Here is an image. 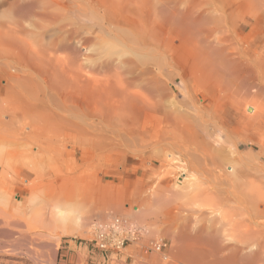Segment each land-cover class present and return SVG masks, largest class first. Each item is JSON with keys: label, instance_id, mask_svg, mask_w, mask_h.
<instances>
[{"label": "bare ground", "instance_id": "obj_1", "mask_svg": "<svg viewBox=\"0 0 264 264\" xmlns=\"http://www.w3.org/2000/svg\"><path fill=\"white\" fill-rule=\"evenodd\" d=\"M70 1L76 4L74 20L70 19L69 13L66 16L58 13L60 8L67 11ZM247 2L255 15L253 18L264 10V0ZM5 5L10 13L0 20H12L0 25V81L3 83L0 86V179L5 182L11 166L3 147L10 143L20 145L25 128L29 130L28 143L40 147V141L35 137L42 136V132L70 131L88 136L89 132L82 127L83 119L90 123L93 131H98L102 123L111 130L129 128L122 121L124 115L135 117L138 113L144 119L145 116L153 118L159 104L156 99L164 92L168 25L178 26L184 41L194 44L198 53L194 55L195 62L209 79L213 77L214 81L222 83L232 99L264 97L263 58L253 55L251 66L241 71L234 70L230 61L223 58L225 40L221 29H200L190 8L180 16L176 6L168 8L166 0H2L0 9ZM118 15L134 20L120 22L116 19ZM28 18L41 20L45 25L33 34L21 24V20ZM56 23L54 32L51 26ZM49 27L53 34L49 32L47 36L45 29ZM93 38L98 41L95 43L98 58L90 72L83 75L79 53L89 49L87 43ZM83 92L88 94L93 106L89 113L83 110L80 101H76L78 93ZM245 111L254 115L255 107H247ZM4 117L6 122L2 120ZM23 117L26 122L25 117L32 120L20 125L17 120ZM250 121L243 123L255 124V121ZM221 122L220 119L207 122L198 117L187 121L166 117L162 129L155 128L153 141L148 144L140 138L148 135L147 123L141 124L134 118L132 139L121 137V133H126L124 131L118 132L119 135L112 132V137L105 138L110 145L122 144L137 151L162 144L167 149L165 158L168 162L175 161L172 159L174 153L183 158V163L185 161L186 169L183 171L186 178L181 185L165 187L167 190L163 192H152L150 197L140 201L137 210L131 214L128 212L135 225L143 224L144 231L156 233L164 230L172 243L170 251L177 264H264V187L260 186L264 178L257 179L259 184L246 185L243 180L248 175L241 171L234 174V170L227 166L230 163L218 156V150L209 143V138L215 130L228 133L221 129ZM193 123L203 135L193 128ZM148 126L151 132L154 127L150 123ZM73 142L77 143L76 140ZM253 146L258 150L257 156L250 153L234 162L236 165L254 162L253 174L264 177V142ZM234 148L237 149L236 146ZM14 152L17 156L18 151ZM9 154L10 158L14 155ZM257 159L260 160L258 163ZM38 175V179L42 177ZM35 184L32 183L31 187L34 188ZM3 188H0V225H19L21 217L26 214L22 210L25 205L13 203ZM56 199L53 203H47L45 199L36 208L41 202L32 196L26 209L29 213L27 218L34 222L44 213L50 236L76 233L85 222L83 207L64 197ZM154 203L166 211L160 215L165 217L162 216L161 220L156 217L146 223L145 214L154 210ZM143 206L147 207H144L146 211L149 208L147 213L142 210ZM120 209L116 207V212ZM123 221L120 222L129 229L142 233L139 224L128 225Z\"/></svg>", "mask_w": 264, "mask_h": 264}, {"label": "rangeland", "instance_id": "obj_2", "mask_svg": "<svg viewBox=\"0 0 264 264\" xmlns=\"http://www.w3.org/2000/svg\"><path fill=\"white\" fill-rule=\"evenodd\" d=\"M9 1L6 0V2ZM166 2L170 9L176 6L175 8L179 14L188 11L190 8L189 11H193L192 18H197L194 21L198 22L200 29H221L225 40L222 46L225 49L223 58L226 57L230 61L234 70L241 71L251 66L253 55L264 60V10L256 18H253L255 15L253 16L251 7H248L247 0H166ZM67 5V11L60 8L58 13L60 16H66L69 13L70 19L74 20L73 8L76 4L70 1ZM9 13L10 10L7 5L0 9L1 18ZM79 18L83 19L82 16H79ZM116 19L120 22L134 20L120 15ZM10 21L12 20H0V25ZM40 21L28 18L27 20H21V24L26 30L36 34V29L45 25ZM57 25L56 23V25L51 26L54 32ZM51 27L45 29L47 36H49V32L53 34ZM179 29L178 26L173 25L166 27L167 67L165 68L166 77L163 82L164 92L160 98L156 99L159 104L153 118L145 116L144 119L138 113L135 117L131 114L124 115L122 121L129 125V128L117 127L111 130L105 123H102L99 125L100 129L98 131H93L90 128V123L83 119L82 127L89 132L88 136H82L83 134L80 136L79 133H71L70 131L42 132V136L40 134V136L35 137L36 140L40 141V147L28 143L27 132L29 130L25 128L20 145L5 144L3 149L7 153V158L10 159L11 170L8 171L7 176L5 175L8 177L7 183L0 179V188H5L3 189L7 196L10 195L12 202L24 204L25 206L20 205L23 206L22 210L26 214L25 217H21L19 225L15 226L13 224V227L9 226L10 223L8 224L9 227L7 225L6 227L5 224L0 225L2 227H0V264H177L175 255L173 256L170 251L172 243L166 237L164 230L161 229L156 233L149 232V234L148 231H144L145 229L141 223L137 224L138 228L142 229V233L139 232V238L137 237L136 240L129 243L120 254L112 256L113 261L110 263L92 261L89 250L83 248L82 240L89 238L88 232L92 223L105 224L119 218L128 225H135L133 216L130 214L138 209L137 205L140 201H144L150 197L152 192L154 193L157 190V192L160 190L163 192V190H167L176 184L181 185L186 178L183 171L186 169L183 158L180 159V156L174 153L172 159L175 161L169 160L170 162H168V159L165 158L167 149L162 144L148 149H138L139 151H137L133 148L124 147L120 142L121 145L107 143L108 141L105 138L112 137V132L119 135L118 132L124 131L126 133H121V137L132 139L135 131L131 123L134 118L141 124L147 123L148 135L146 137L141 135L140 138L148 144L153 141L152 138L156 134L155 128L158 126L162 129L166 117L181 118L185 121L198 117L200 120L207 122L210 119H220L222 121L221 129L228 131V133L215 130L209 138V143L218 150V156L225 160L224 162L230 163L227 166L234 170V174L241 171L248 175L243 180L246 185H250V183L255 185L254 182L258 183V180L264 178L253 174L254 162V165L252 163L244 164V162L236 165L234 162L238 159H244L250 153L252 156H257L258 150L253 145L257 142H264V97L232 99L222 83L214 81L213 77L209 79L204 74L201 66L195 62L196 47L191 41L189 43L184 41ZM96 42L98 41L93 38L87 43L89 49H84L79 53L81 65L83 64V75L90 72L89 69L98 58ZM216 69H218L217 66ZM228 69L230 68L228 67ZM0 86H3L2 81H0ZM76 101H80V106L83 107L86 113L87 111L89 113L93 108L90 98L85 92L78 93V100ZM247 107H255V114L246 113ZM25 118L27 122L23 117L18 119L17 123L25 125L32 120L30 117ZM2 120L6 122L7 118L4 117ZM250 120L255 121V124L250 126L251 124H248ZM244 121L248 123L245 125ZM148 123L154 127L151 132ZM193 128L196 131L198 130L195 126ZM198 131L199 134L202 133L200 130ZM72 140H76L77 143ZM42 143L47 145V148L44 145L42 146ZM79 143L81 144L78 145ZM13 150L18 151L17 156L15 152L13 153ZM9 153L14 154L12 158L9 157L11 155ZM3 155L5 154L3 153ZM19 162L22 165L26 164L25 167H22ZM1 171L2 169L0 170L2 175ZM10 172H13V175ZM14 172L17 176L14 175ZM38 174L42 175L39 178L40 180L37 178L40 176ZM261 182L260 186L264 187L263 181ZM32 183L35 184L34 188H32ZM29 186H32L30 189L34 191L28 189ZM47 189L48 191H46ZM45 195H47V198L44 197ZM32 196H35L41 202V204L38 203L36 208H39L45 199L47 203H53L57 197V199H63L64 197L68 201H74L73 203L83 207V219L85 221L83 226L76 233L67 235L55 233L50 236L44 213L41 214V217L38 216L34 219V222L28 219L29 213L26 212V209ZM48 197L51 198V201ZM132 203L133 206H131ZM115 206L121 208L119 212H116ZM158 206L154 203V210L151 207L152 211H150L154 212L153 215L150 211V214H145L147 215V219L145 218L146 223L147 221L148 223L152 222L157 219L156 217H159V220L165 217V215H162L163 217L160 215L166 211L161 207L157 208ZM144 207H142V210L147 213L149 208L146 211L145 208L147 207ZM156 209L159 211L157 212ZM26 221H28V224ZM158 242H162L164 245L160 251H156L154 248V245Z\"/></svg>", "mask_w": 264, "mask_h": 264}, {"label": "built area", "instance_id": "obj_3", "mask_svg": "<svg viewBox=\"0 0 264 264\" xmlns=\"http://www.w3.org/2000/svg\"><path fill=\"white\" fill-rule=\"evenodd\" d=\"M121 220H112L110 223L99 224L94 222L89 227V238L83 239V248L89 250L92 261L110 263L112 256L120 252L132 241L136 240L139 231L131 230ZM164 245L158 242L154 245L160 251Z\"/></svg>", "mask_w": 264, "mask_h": 264}, {"label": "water", "instance_id": "obj_4", "mask_svg": "<svg viewBox=\"0 0 264 264\" xmlns=\"http://www.w3.org/2000/svg\"><path fill=\"white\" fill-rule=\"evenodd\" d=\"M250 111V110H249Z\"/></svg>", "mask_w": 264, "mask_h": 264}]
</instances>
